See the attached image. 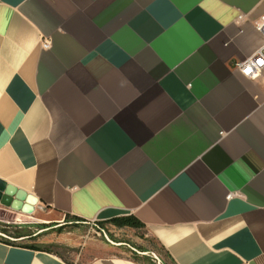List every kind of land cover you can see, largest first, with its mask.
<instances>
[{"label": "crops", "instance_id": "crops-1", "mask_svg": "<svg viewBox=\"0 0 264 264\" xmlns=\"http://www.w3.org/2000/svg\"><path fill=\"white\" fill-rule=\"evenodd\" d=\"M262 16L264 0H0V181L51 214L132 217L172 264H264V71L236 68ZM24 245L0 240V264H69Z\"/></svg>", "mask_w": 264, "mask_h": 264}, {"label": "rangeland", "instance_id": "rangeland-1", "mask_svg": "<svg viewBox=\"0 0 264 264\" xmlns=\"http://www.w3.org/2000/svg\"><path fill=\"white\" fill-rule=\"evenodd\" d=\"M0 224L27 225L29 231L38 234L36 238L15 239L0 233L18 244L36 245L49 249L69 264H86L104 257L116 256L133 264H172L159 245L150 238L143 227L119 228L106 223H71L65 217L49 213L46 209H36L32 215H22L0 205ZM21 224H13L16 223ZM21 221V222H19ZM38 225H47L43 230ZM9 235L15 231L8 228Z\"/></svg>", "mask_w": 264, "mask_h": 264}, {"label": "trees", "instance_id": "trees-1", "mask_svg": "<svg viewBox=\"0 0 264 264\" xmlns=\"http://www.w3.org/2000/svg\"><path fill=\"white\" fill-rule=\"evenodd\" d=\"M66 220L70 221L71 223H76V224H81V223H87L89 224L90 222L84 221L82 219H79L77 217H71L69 215H66L65 217ZM106 223H110L115 225L116 227L119 228H123V227H143V225H141L136 219L132 218V217H126V218H117V219H112L110 221H106V222H96V224L99 225H104ZM47 225H38L37 228L43 230L44 228H47ZM8 228H14L15 231L12 233V235H9L11 233H9ZM30 226L27 225H14L13 227H11V225H6V224H0V233L7 235L8 237H12L15 239H22V238H36L39 235L33 232H29V231H23L26 229H30ZM0 240H3L4 242L8 243V244H16L13 241H9L5 238H0ZM27 248L30 249H34V250H41V251H45L48 253H52V251H50L49 249H44L41 247H38L36 245H24ZM54 254V253H52ZM56 255V254H54ZM59 257V256H58ZM61 258V257H60ZM62 259V258H61ZM64 260V259H62ZM65 261V260H64Z\"/></svg>", "mask_w": 264, "mask_h": 264}, {"label": "water", "instance_id": "water-1", "mask_svg": "<svg viewBox=\"0 0 264 264\" xmlns=\"http://www.w3.org/2000/svg\"><path fill=\"white\" fill-rule=\"evenodd\" d=\"M38 200L0 181V205L16 213L32 215Z\"/></svg>", "mask_w": 264, "mask_h": 264}, {"label": "built area", "instance_id": "built-area-1", "mask_svg": "<svg viewBox=\"0 0 264 264\" xmlns=\"http://www.w3.org/2000/svg\"><path fill=\"white\" fill-rule=\"evenodd\" d=\"M257 29L264 35V16L257 23ZM50 47L49 41L43 42V48ZM237 70L246 78L256 79L264 71V46L254 56L236 64Z\"/></svg>", "mask_w": 264, "mask_h": 264}]
</instances>
